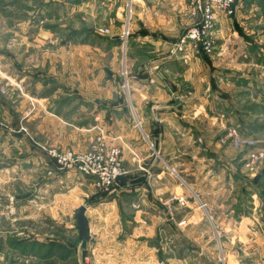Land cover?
I'll use <instances>...</instances> for the list:
<instances>
[{
	"label": "rangeland",
	"instance_id": "obj_1",
	"mask_svg": "<svg viewBox=\"0 0 264 264\" xmlns=\"http://www.w3.org/2000/svg\"><path fill=\"white\" fill-rule=\"evenodd\" d=\"M78 1L0 0V264H264V154L250 161L251 151L264 153V110L259 105L264 99V64L255 50L252 66L243 73L256 81L228 82L224 77L235 69L227 64V51L218 50L223 39L217 27L236 16L240 0L232 15L212 9V28L182 46L189 30L203 23L207 8L199 0H147L140 9L134 0ZM146 9L159 13L161 23L164 16L171 22L172 47L167 55L184 61L188 72L201 78L195 84L177 79L185 73L179 63L168 71L167 84L175 82L191 92L180 99L187 109L175 111L181 117L179 130L189 133L187 144L177 134L183 140L177 147L187 155L174 160L177 167H166V175L156 181L133 157L147 174L128 184L143 185L157 206L155 211L144 201L143 211L137 212L146 225L140 227L139 221L134 228L121 225V213L127 218L133 211L128 203L120 209L91 206L95 197L103 200L117 194L129 173L123 149L109 140L106 125L84 129L88 117L83 112L73 115L75 110H46L45 105L33 110L36 100L22 96L25 90L38 95L56 90L63 100L69 92L106 89L108 95L117 93L130 104L136 65L158 56L151 54L147 43H137L132 29V15ZM259 20L251 28L264 31V21ZM39 29L46 34L38 36ZM241 54L238 50L228 63ZM199 59L204 61L201 67L194 65ZM211 59L221 68L220 75L216 73L219 88L204 66ZM148 69L155 76L164 73L151 66L146 73ZM35 78L44 79L38 89ZM197 88L207 91L199 95L205 105L196 98ZM222 96L230 97L236 108L224 110L229 106L228 99H219ZM244 105L252 110H242ZM126 111L143 133L132 107ZM84 133L90 141L82 150L73 142L82 141ZM102 137L119 150L124 169L110 191L93 177L64 169L50 155L52 150L89 153ZM150 149L154 152V146ZM87 178L92 179L90 189ZM81 206L87 208L91 236H98L97 241L78 240L75 214ZM105 250L114 253L104 257Z\"/></svg>",
	"mask_w": 264,
	"mask_h": 264
},
{
	"label": "crops",
	"instance_id": "obj_2",
	"mask_svg": "<svg viewBox=\"0 0 264 264\" xmlns=\"http://www.w3.org/2000/svg\"><path fill=\"white\" fill-rule=\"evenodd\" d=\"M134 1L138 3L137 5L139 9L144 7L147 2V0ZM148 1L150 2V0ZM160 1L161 0H154V2ZM263 3L264 0H240V10L236 16L232 17L231 20H227L225 22L222 21L217 27V34L223 39V42L219 41L218 50L222 49L224 52L227 51V64L229 67H233L232 69L236 70H228L227 77L223 76L228 82H233L236 84L239 82H244L245 84H250L253 81H256L253 79L252 74L243 73L246 69V66H252L253 60L251 55L252 52H255V50H257L256 52H258L259 57H261L259 63L264 64V61H262V58L264 59V31H255L254 28H251L253 27V22L259 20L258 18H261L260 20L264 21V6H262ZM136 10H138V8ZM158 14L159 13H153V11L151 12L149 9H146L143 11H136L134 16L132 15V29L134 31L135 37L137 38V43L140 41H142L141 43L143 44L147 43L152 49L151 54L152 52H157L158 56H153L152 59L146 61V65L142 66L136 65L133 62V64L136 65V68L133 75H131L132 91L129 93L131 96L130 104H128V102L126 104L123 97L121 95H117V93L111 94L112 96L108 95L105 92L106 89L95 91L93 89L87 88L88 91L85 90L84 92H80V90L79 92H69L71 94L66 96L67 99L63 100L58 99L59 95L61 94L56 90H52L53 92L49 91L44 95H38L37 91H32V93L25 90V93H23L24 96H22L28 97L31 95L33 99L36 100V102L33 104V110H41V107L43 108L45 105L46 110H75L72 113L73 115L76 113V110L78 112H83V115L88 117V120L84 122V129H89V127L97 123L99 126L103 124L106 125L105 128L108 133L109 140H112L115 144L119 145L123 149V159L125 162L124 165L128 169L129 173L123 178V182L126 183H123L122 186H120L117 194H114L112 197L105 198L103 200L95 197V201L91 203V206L104 207L103 205H105V207L111 206V208H114V205H117V207L120 209V205L123 203L124 205L125 203H128V208L133 211L127 215V218H125L121 213V225L125 226L127 223H129L130 225H133L134 228H136V223L138 224L139 221L142 222L140 227L146 225V222L142 221L140 215L138 214L139 211H143L141 207H143V203H145L144 201L147 200L149 202L148 205H150L153 210H157L156 204L152 200H149V193L144 187H142L143 185H140L141 188L137 186L134 188L133 186L129 185L135 183V180L137 179H144V175L147 173H145V170H141L140 167L144 169L145 165L148 168L147 170L148 173H150V177H153L152 179L154 181L160 180L164 173L166 175L167 169H170L171 167H177V164L173 162L174 160L183 158V156L187 155L177 147V142L180 143V141H183L179 138V136L177 138V134L185 137L186 142L185 139L184 142L187 144V135L189 133L187 134L179 130L181 127L178 124L181 120V117L177 118L176 116L178 115H176L175 111L187 109L188 105L185 104V101L182 102L180 99L187 98L185 96H188V94L191 92L186 91L185 88L183 89V87L176 85L175 82L173 85L167 84L166 78L171 77L168 76V71H170L173 64L179 63L184 66L185 73L183 74L184 77L183 75L179 77L177 76V79H182L185 81V83L195 84L198 79L201 78L198 75H191L186 68L188 65H185L184 61H180L176 58L174 59L171 57V55H169L170 57L167 55L168 51L172 47V43L170 41L171 37L168 35V32L171 30V22H166V17L164 16L163 23H161V21L158 20ZM44 34H46L45 29H39L38 36H43ZM233 38L235 41L232 40ZM261 42L263 43L261 44ZM256 43L258 45H256ZM143 44L141 45L143 46ZM84 49L88 50L87 47H84ZM238 50L242 51L240 58L242 60L235 59L230 62L231 64H229V57L234 55ZM161 51H164V53ZM246 53H248V55ZM218 55H220V53ZM197 61L198 62H195L194 64L195 66H203L204 61L202 59ZM148 66L154 68L157 67L159 68L158 71L162 70L164 73L160 74L157 72V76H155L150 73L151 69H148L147 72H149L146 73L145 70L148 68ZM191 66H193L192 63L190 64V67ZM204 66L209 70V78H214L216 88H219L216 79V73L218 72V75H220L221 68L217 67L213 63L212 59L210 63L205 61ZM142 67H145L146 69L142 70ZM25 77H27V74L22 75L21 80L23 79L24 81V79H26ZM43 81V78L34 79L33 82H37V86H35L37 87L36 89L39 88V82ZM73 86L76 87V85ZM105 86H107V84ZM196 92V98L199 99V101L201 100V104H204V100L200 96L207 91L197 88ZM229 98L230 97L224 96L219 97L222 102L228 99L227 105L229 107L223 106V108H225L224 110H233L236 108V103H234L233 100ZM249 103H251L250 100ZM22 104L23 101H21V106ZM259 105H261V110H264V99L259 101ZM131 107L141 122L143 133H141V130L136 127V123L132 122L130 117L128 118V113H126V110H131ZM242 110H252V106L250 107L244 105ZM182 122L186 124L184 120H182ZM195 129V131H197V126H195ZM55 130L56 128H53V131ZM189 130L191 129L189 128ZM89 136L90 135L88 133H84V138L82 141L73 142L75 144H79L76 148H81L82 150L86 149L90 141ZM193 142L195 143L194 146L197 148L196 142ZM151 145L152 147L154 146V152L150 149ZM131 152L132 156L130 155ZM155 154L158 157H156ZM135 156H137L139 159L138 162H141V164L143 162L144 165H140L138 162L133 161V157L135 158ZM161 163L164 164V166H162ZM90 180L92 181L91 178L84 179L85 182H88L91 185ZM147 185L149 186V183H147ZM91 187L92 185L88 188L90 189ZM145 191L147 192L146 194H144ZM136 204L139 206L132 208V206H135ZM135 211L138 212L136 213ZM149 216V214H144L143 218L150 220L151 218ZM86 217L89 221V238L90 240L97 241L98 238L96 237L98 236H91L93 229L91 227L90 216L86 214ZM103 253L104 257H111L112 253L114 252L111 251L110 253H106L105 250Z\"/></svg>",
	"mask_w": 264,
	"mask_h": 264
},
{
	"label": "built area",
	"instance_id": "obj_3",
	"mask_svg": "<svg viewBox=\"0 0 264 264\" xmlns=\"http://www.w3.org/2000/svg\"><path fill=\"white\" fill-rule=\"evenodd\" d=\"M199 3H205L207 8L206 14L203 17V23L195 27V29L189 30L188 35L181 41V46L183 44L186 45V40L201 39L202 34L212 28V9L213 12L215 9L223 10L228 15H232L236 11V0H199ZM103 140L104 137L94 141L93 149L86 154L52 150L50 155L64 169L75 170L86 176L93 177L106 191H110L117 180L116 178L124 173V169L120 160L119 150L109 147ZM263 154L262 151H251L250 161L253 159L258 161Z\"/></svg>",
	"mask_w": 264,
	"mask_h": 264
},
{
	"label": "water",
	"instance_id": "obj_4",
	"mask_svg": "<svg viewBox=\"0 0 264 264\" xmlns=\"http://www.w3.org/2000/svg\"><path fill=\"white\" fill-rule=\"evenodd\" d=\"M69 2H76L78 0H66ZM86 206H81L76 210L75 220H76V229L78 231V240L83 242L87 241L90 236L89 221L86 217Z\"/></svg>",
	"mask_w": 264,
	"mask_h": 264
},
{
	"label": "trees",
	"instance_id": "obj_5",
	"mask_svg": "<svg viewBox=\"0 0 264 264\" xmlns=\"http://www.w3.org/2000/svg\"><path fill=\"white\" fill-rule=\"evenodd\" d=\"M83 242H85V241H83Z\"/></svg>",
	"mask_w": 264,
	"mask_h": 264
}]
</instances>
